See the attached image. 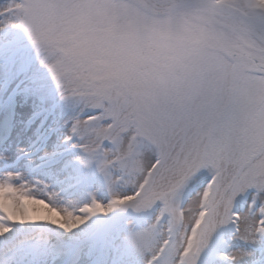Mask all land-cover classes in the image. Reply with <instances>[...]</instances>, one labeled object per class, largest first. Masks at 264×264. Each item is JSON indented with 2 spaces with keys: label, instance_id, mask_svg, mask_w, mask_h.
Returning a JSON list of instances; mask_svg holds the SVG:
<instances>
[{
  "label": "snow or ice",
  "instance_id": "1",
  "mask_svg": "<svg viewBox=\"0 0 264 264\" xmlns=\"http://www.w3.org/2000/svg\"><path fill=\"white\" fill-rule=\"evenodd\" d=\"M0 264H264V0H0Z\"/></svg>",
  "mask_w": 264,
  "mask_h": 264
}]
</instances>
